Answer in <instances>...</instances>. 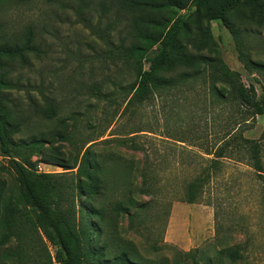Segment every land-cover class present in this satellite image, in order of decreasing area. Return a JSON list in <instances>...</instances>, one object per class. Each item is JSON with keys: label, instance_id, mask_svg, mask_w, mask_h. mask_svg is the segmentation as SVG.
I'll list each match as a JSON object with an SVG mask.
<instances>
[{"label": "rangeland", "instance_id": "obj_1", "mask_svg": "<svg viewBox=\"0 0 264 264\" xmlns=\"http://www.w3.org/2000/svg\"><path fill=\"white\" fill-rule=\"evenodd\" d=\"M100 1L0 0V49L28 47L23 57L0 55V74L15 84L8 90L12 118L18 125L12 155L30 157L38 171L62 174L67 171L57 161L73 165L92 143H96L92 151L106 155L116 147L115 137L141 131L136 134L138 142L152 157L150 168L159 179L162 191L158 198L162 199L153 208L140 211L146 222L139 232L129 230L127 217L117 227L102 222L104 232L95 236L94 246L105 247L103 257L113 260L125 250L145 264H264V177L252 167L245 150L220 160V168L206 183L198 202L172 198L182 195L202 172L206 159L213 157L204 154L203 148L219 147L232 128L262 142L264 163V114L255 120L250 114L243 118L244 107L231 96L229 86L214 80L209 68L181 90L165 91L160 97L127 107L129 90L125 87L136 81V72L114 60L107 43L109 39L118 41L124 23L108 31L113 16L102 15L97 7ZM232 18L241 24L239 17ZM211 29L214 41L209 43L217 53L209 49L202 53L220 57L262 96L264 70H246L234 35L223 22H212ZM241 30L245 53L264 65V27L245 23ZM147 66L144 62V68ZM213 84L225 87V102L214 103ZM96 86L102 96L95 94ZM45 98L58 107L52 118L33 104L39 109ZM67 133H71L70 141L59 138ZM34 139H45L43 154L33 152ZM91 139L98 140L87 144ZM117 148L130 158L132 178L140 186L147 166L143 153ZM49 156L54 160L47 162ZM71 174H63L62 182L69 185ZM2 185L6 196L18 197L16 176L0 150ZM70 207L78 210L80 200H65L63 208ZM168 208L170 214L166 215ZM15 210L25 213L24 204H16ZM6 232L0 229V239ZM233 251L239 254L235 262L230 255ZM54 255L55 247L39 232L32 231L25 240L14 235L0 245V264H51Z\"/></svg>", "mask_w": 264, "mask_h": 264}, {"label": "trees", "instance_id": "obj_2", "mask_svg": "<svg viewBox=\"0 0 264 264\" xmlns=\"http://www.w3.org/2000/svg\"><path fill=\"white\" fill-rule=\"evenodd\" d=\"M97 7L102 15L113 16V21L107 23L108 31L124 23L122 28L125 30L118 41L109 39L107 43L111 57L133 67L136 72V81L125 87L129 90L127 107L160 97L165 91L181 90L190 79L204 75L209 68L214 80L229 86L231 96L244 107L243 118L250 114L255 120L264 114V94L259 96L255 85L248 87L241 75L220 57L202 53L204 49L217 53L209 43L214 41L211 23L223 22L234 35L240 49L239 58L246 70H264L263 64L251 60L245 53L241 37V27L245 23L264 27V0H101ZM183 10L186 12L182 13ZM232 17H239L241 24L231 21ZM204 23L208 25L206 29ZM27 48H1L0 55L23 57ZM144 62L147 68H144ZM12 88L15 84L0 74V150L9 158V166L20 190L14 199L12 193L5 195L4 185L0 187V229L7 230L0 239V245L6 244L14 235L25 240L33 231L41 233L55 247V255L50 257L51 264H145L125 250L120 256L108 260L103 257L105 247L100 250L94 246L95 236L103 235L102 222H110L117 227L120 219L127 217L129 230L139 232L140 226L146 222L140 211L153 208L162 199L158 198L162 191L159 179L152 176L155 169L150 168L152 157L138 142L140 137L136 134L141 131L130 132L127 137H115L112 142L116 147L106 155L91 150V146L96 144L92 142L98 140L91 139L87 144H92L81 159L74 160L73 165L57 161L67 171L65 173L72 172L68 185L66 181L62 182L65 173L38 171L30 157L19 159L12 155L13 138L18 131L10 107L13 101L8 90ZM224 88L216 84L211 86L214 103L228 99ZM94 89L97 96H102L100 87ZM45 99V105L39 109L35 102L33 104L38 112L52 118L58 107L52 99ZM237 124L241 126L242 123ZM70 134L59 138L70 141ZM222 141L217 148H203L204 154L213 157L206 159L202 172L193 177L184 193L172 198L190 204L198 202L206 183L220 168V160L233 158L242 150L248 154L252 167L264 177L263 144L260 140L245 137L241 129L232 128ZM44 146L45 139L33 140V152L43 154ZM117 147L143 153L147 166L142 172L140 186L132 178L130 158ZM46 158L47 162L54 160L50 156ZM143 196L151 199L145 201ZM71 198L80 200L78 210L75 207L63 208L64 201ZM19 203L24 204L25 213L16 212L15 205ZM169 214L170 208L166 210V215ZM154 250L158 251L159 247L154 246ZM230 255L235 262L239 254L233 251Z\"/></svg>", "mask_w": 264, "mask_h": 264}]
</instances>
